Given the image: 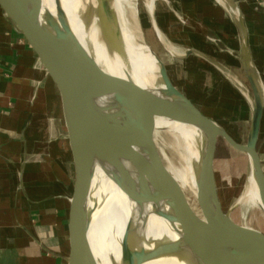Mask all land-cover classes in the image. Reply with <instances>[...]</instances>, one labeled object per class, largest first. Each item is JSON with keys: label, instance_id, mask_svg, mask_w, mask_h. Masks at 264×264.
<instances>
[{"label": "crops", "instance_id": "obj_1", "mask_svg": "<svg viewBox=\"0 0 264 264\" xmlns=\"http://www.w3.org/2000/svg\"><path fill=\"white\" fill-rule=\"evenodd\" d=\"M232 2L242 18L234 19L216 0H155L148 12L154 33L156 28L172 44L183 70L204 66L213 88V73L230 85V75H246L244 26L252 64L264 79V4ZM36 63L0 8V264H66L70 248L73 152L60 98L58 104Z\"/></svg>", "mask_w": 264, "mask_h": 264}, {"label": "bare ground", "instance_id": "obj_2", "mask_svg": "<svg viewBox=\"0 0 264 264\" xmlns=\"http://www.w3.org/2000/svg\"><path fill=\"white\" fill-rule=\"evenodd\" d=\"M105 1L41 0L40 18L43 25L46 24V20L52 21L50 27L55 29L65 48L67 62L86 77L83 82L86 92L97 98L99 91L95 85L97 82V86H101L106 95L111 94L114 97L112 101L108 97L99 99L97 103L102 109L106 112L127 111L136 114L155 111L162 106V103L155 101L144 90L168 99L173 98V95L164 77L163 62L138 35L142 31L139 26L136 0ZM216 2L226 12L231 13L234 19L242 18L235 7L228 9L223 0ZM145 3L152 7L150 14H153L155 0H145ZM107 4L112 7L116 16L121 31V42H117L111 35V24L106 15ZM156 33L166 50L176 57L172 44L157 29ZM230 77L233 83L247 95L250 107L253 109V97L251 98L246 92V88L237 77L232 75ZM257 78L261 93V110L264 114V82L262 83L260 76L257 75ZM162 131L173 135L178 148L182 151L179 166H175L176 164L166 166L163 162L159 146L160 139L163 138ZM200 133L198 128L188 123L156 117L155 131L145 141L158 163L157 168L162 173L168 191L172 195L184 198L196 213L197 207L200 208L199 199L202 193L200 188L204 190L205 187L200 170L207 171L210 147V141L204 139L202 134V150H200L197 140V134ZM247 158L250 172L243 193L237 201V207L243 205L248 208L255 207L264 216V200L254 176L250 156L247 155ZM103 209L109 215L99 226ZM71 212L70 233L73 236V250L70 245V254L73 252V264H197L187 256L152 257L150 255L151 250H155L158 244L181 241L183 230L179 225L168 222L162 216L169 212L166 201L133 200L111 178L104 167L96 166L87 198L75 190L71 201ZM143 247L144 251H142ZM260 259L262 258L255 257L254 264H264V259Z\"/></svg>", "mask_w": 264, "mask_h": 264}, {"label": "water", "instance_id": "obj_3", "mask_svg": "<svg viewBox=\"0 0 264 264\" xmlns=\"http://www.w3.org/2000/svg\"><path fill=\"white\" fill-rule=\"evenodd\" d=\"M107 1L110 0L105 2ZM223 3L228 9L233 6L240 12L232 0H223ZM40 4L41 0H0L5 19L33 50L37 59L36 68L46 74L51 86L59 94L61 116L73 152L74 189L87 198L96 166L99 165L107 169L111 178L133 200L166 201L169 212L162 216L168 222L179 225L183 235L179 242L158 244L155 250H151L152 257L181 255L189 257L197 264H254L255 257L263 260L264 234L236 224L229 213L223 212L213 166L219 139H223L237 151L246 153L250 156L254 176L264 200V166L257 150L263 110L246 27L243 28V61L252 90V95H249L253 97L254 108L251 131L247 143L243 145L221 125L205 116L173 86L164 65L162 70L173 98L168 99L144 90L155 101L162 103L159 109L141 114L127 111L106 112L98 105V100L108 97L112 101L114 97L111 94L106 95L102 87L97 86V82V98L86 92L83 87L86 77L67 62L65 48L55 29L50 27L52 21L46 20V24H42ZM107 5L106 15L111 24V35L117 42H121L116 16L112 7ZM40 86L41 83H37L36 93ZM156 117L188 123L198 128L204 139L210 141L207 171L200 170L202 180L205 181L204 190L200 188L201 198L199 197L202 216L190 208L184 198L168 191L162 173L157 168L158 163L145 142L155 131ZM203 166L205 169V165ZM69 217L71 232L72 212ZM69 238L73 250L71 233ZM142 249L145 250L144 247ZM69 264H73V252L70 254Z\"/></svg>", "mask_w": 264, "mask_h": 264}, {"label": "rangeland", "instance_id": "obj_4", "mask_svg": "<svg viewBox=\"0 0 264 264\" xmlns=\"http://www.w3.org/2000/svg\"><path fill=\"white\" fill-rule=\"evenodd\" d=\"M262 3L264 4V0H262ZM151 8V6H147L145 0H136V9L139 16L138 19L140 20L139 26L142 31V33H138L139 37L151 47L163 62L172 84L188 99L190 98L189 100L205 116L211 118L231 133L238 143L245 145L252 127V109L247 95L236 85L231 83V86L224 80L223 76L214 73L213 75L218 79V85L213 88L211 83H209L210 77L208 72L203 71L202 67L204 66L200 64V68H196L198 71L193 69L195 64H191L192 70L190 72L184 71V64L178 62L177 58L166 50L159 41L158 36H156L157 33H154L149 17V13L152 11ZM240 79L242 85L246 88V92L252 95L251 87L243 70H240ZM52 96L58 102L59 94L56 88H53ZM161 133L163 134V138L160 139L159 146L164 164L166 166H170V164L179 166L182 151L178 148L175 137L169 134V132L167 134L166 131H162ZM199 135L197 134V140L200 150H202L203 135L202 133ZM257 150L264 160V114ZM213 165L218 196L223 212L229 213L235 223L260 230L264 233V216L260 210L255 207L248 208L244 205L237 207V201L243 193L250 172L247 154L237 151L226 141L219 139ZM190 202L196 206L191 200ZM197 208L198 213L202 216L199 206ZM107 215L109 214L103 209L99 226ZM67 240L69 241V230H67ZM69 256L70 248L68 245L66 264H69Z\"/></svg>", "mask_w": 264, "mask_h": 264}, {"label": "flooded vegetation", "instance_id": "obj_5", "mask_svg": "<svg viewBox=\"0 0 264 264\" xmlns=\"http://www.w3.org/2000/svg\"><path fill=\"white\" fill-rule=\"evenodd\" d=\"M262 79V83L264 82V79L263 78H261ZM263 88H264V83H263Z\"/></svg>", "mask_w": 264, "mask_h": 264}]
</instances>
